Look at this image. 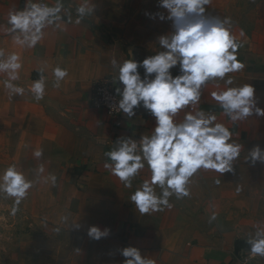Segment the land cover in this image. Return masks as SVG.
<instances>
[{
    "label": "crops",
    "instance_id": "0c3cea01",
    "mask_svg": "<svg viewBox=\"0 0 264 264\" xmlns=\"http://www.w3.org/2000/svg\"><path fill=\"white\" fill-rule=\"evenodd\" d=\"M112 1L92 0L94 12L76 24L75 9L83 0H64L65 16L70 12L71 22L66 19L59 29L49 27L35 48L24 49L5 29L8 14L22 10L26 0H0V48L21 56L23 66L15 83L26 89L23 96H11L2 83L6 74L0 73V173L15 164L35 180L36 170L44 167L18 209L81 237L73 264H122L120 249L129 245L155 264H264V257H251L246 243L258 225L264 226V164L245 162L253 146L264 148V117L232 123L211 96L213 91L250 83L258 106L264 108V11L259 9L264 1L245 7L246 0H216L210 14L230 19L232 33L242 44L237 56L244 68L229 74L233 85L210 81L200 102L191 106L193 113L216 115L217 122L232 131V142L242 146L234 171L221 176L201 169L188 184L189 196H173L170 208L146 215L136 210L130 196L150 177L148 168L133 179L132 188H126L103 165L105 153L118 138L150 135L155 119L143 108L132 119L123 114L111 118L93 108L90 97L95 82L109 81L114 91L119 86L113 59L118 64L126 59L142 61L161 49L153 37L142 36L131 40V48L122 47L119 41L125 36L113 25L122 18L109 10L115 5ZM141 39L147 41L138 44ZM57 66L68 71L59 88L53 86L52 69ZM40 69L47 82L44 99L37 102L27 89L39 78ZM172 72L176 75L178 69ZM184 114H178V122ZM36 149H43L42 158L33 156ZM49 175L57 177L55 185L46 181ZM156 191L159 194L160 189ZM7 200L13 205V199ZM76 223L81 227L75 228ZM92 225L109 228L110 235L98 241L89 238L87 229Z\"/></svg>",
    "mask_w": 264,
    "mask_h": 264
},
{
    "label": "clouds",
    "instance_id": "9594fccd",
    "mask_svg": "<svg viewBox=\"0 0 264 264\" xmlns=\"http://www.w3.org/2000/svg\"><path fill=\"white\" fill-rule=\"evenodd\" d=\"M157 2L162 11L145 15L153 20L170 21L171 31L157 38L161 50L142 61L126 59L121 64L115 59L111 61L119 86L115 88V95L108 98V107L119 109L128 119L135 117L140 108L155 119L150 135H141L139 139L133 136L118 138L115 147L105 153L107 161L103 165L126 188H132L133 179L148 168L150 177L130 196V202L141 215L170 208L173 196L176 199L189 196L188 184L201 169L221 176L233 172L234 161L240 157L242 147L232 142V131L218 123L216 115L191 110L192 105L200 102L202 90L210 81L223 80L233 85L229 74L244 68L237 56L242 44L232 33L230 19L209 14L207 6L211 0ZM92 4V0H83L76 7V24L94 12ZM66 11L64 0H54L52 4L45 0H26L22 10L8 14L5 31L15 45L33 49L44 39L46 29H59L66 19L71 22V14L69 12L66 17ZM240 35L243 37L244 33ZM22 66L18 53H6L0 48V73L7 77L2 83L11 96L25 94L26 89L15 83L20 79ZM174 68L178 69L176 75L172 72ZM39 72V78L27 89L37 102L44 99L47 82L44 69ZM52 75L53 86L59 88L68 71L57 66L52 69ZM211 96L232 123L253 116L264 117V108L258 106L256 89L250 83L213 91ZM181 111L185 114L178 122L176 118ZM247 152L245 162L252 166L264 164V148L255 145ZM43 155V149L33 151L37 159ZM43 172L41 164L36 170L37 179H28L12 164L0 173V197L13 199L11 214L15 215ZM45 179L52 185L57 182L55 175ZM215 183L220 184V180ZM215 218L213 214L211 219ZM80 227L79 223L75 224V228ZM110 231L92 225L87 229V236L98 241L108 237ZM246 243L251 257H264V226L258 225L254 233L248 235ZM120 255L125 258L122 264H155L136 246L123 247Z\"/></svg>",
    "mask_w": 264,
    "mask_h": 264
},
{
    "label": "rangeland",
    "instance_id": "374dc122",
    "mask_svg": "<svg viewBox=\"0 0 264 264\" xmlns=\"http://www.w3.org/2000/svg\"><path fill=\"white\" fill-rule=\"evenodd\" d=\"M113 0L109 8L113 16L122 18V22L113 23L125 38L119 41L122 47H132V39L153 37L171 31L170 21L150 19L145 13L162 11L157 0ZM245 1V0H240ZM264 0H246L245 7ZM216 0L207 6L210 14ZM262 3L261 11H264ZM258 6V5H257ZM126 18V22L123 20ZM138 40V44L142 41ZM148 40V39H147ZM147 40H144L147 41ZM143 42V43H144ZM136 47V46H135ZM137 47H142L138 46ZM13 205L0 197V264H73L72 257L82 240L81 237L58 230L42 223L36 217L24 214L20 209L11 214ZM75 264V263H74ZM263 264V263H259Z\"/></svg>",
    "mask_w": 264,
    "mask_h": 264
},
{
    "label": "built area",
    "instance_id": "2783aa9c",
    "mask_svg": "<svg viewBox=\"0 0 264 264\" xmlns=\"http://www.w3.org/2000/svg\"><path fill=\"white\" fill-rule=\"evenodd\" d=\"M114 95L115 91L113 90L109 81L95 82L93 84V90L90 97V105L95 109L103 110L111 118L120 117L122 113L119 111V109H111L108 107V103L110 102L108 98ZM116 99L119 100L118 94Z\"/></svg>",
    "mask_w": 264,
    "mask_h": 264
}]
</instances>
